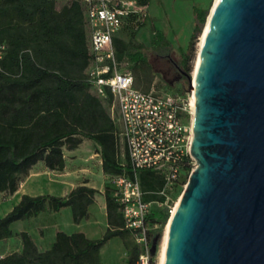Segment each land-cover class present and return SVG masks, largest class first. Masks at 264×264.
Wrapping results in <instances>:
<instances>
[{
	"label": "trees",
	"instance_id": "16d2710c",
	"mask_svg": "<svg viewBox=\"0 0 264 264\" xmlns=\"http://www.w3.org/2000/svg\"><path fill=\"white\" fill-rule=\"evenodd\" d=\"M138 2L147 6L150 0ZM55 4L56 0H0V193L13 194L38 162L62 172L66 167L64 151L75 150L88 139L97 146L102 172L109 179L103 191L107 226L99 238H89L81 231H57L44 250L21 231L20 251L1 256L0 264H109L102 261L100 250L113 237L123 240L127 263L136 264L140 249L124 226L111 185L112 175L131 170L120 155L118 125L109 110L111 97L104 101L90 90L85 70L92 55L84 8L78 0H69L59 9ZM207 12L208 6L196 9L191 40L176 61L186 83V75L193 70L195 39L202 32ZM146 18L130 19L127 26L138 29ZM129 34V40L116 36L113 42L117 59L130 69L145 63L146 57L144 46L133 41L135 30ZM154 35L161 36L158 32ZM190 170L186 164L175 188L187 182ZM139 179L144 200L155 202L146 220L150 249L155 245L157 252L170 216V202L165 204L160 194L165 181L153 169L140 170ZM86 183L82 181L64 196L22 194L0 217V240L13 236L14 222L43 211L69 208L72 222L79 224L99 193ZM151 257L155 259L156 253Z\"/></svg>",
	"mask_w": 264,
	"mask_h": 264
},
{
	"label": "water",
	"instance_id": "95a60500",
	"mask_svg": "<svg viewBox=\"0 0 264 264\" xmlns=\"http://www.w3.org/2000/svg\"><path fill=\"white\" fill-rule=\"evenodd\" d=\"M206 26L186 75L194 167L163 264H264V0H218Z\"/></svg>",
	"mask_w": 264,
	"mask_h": 264
},
{
	"label": "built area",
	"instance_id": "2783aa9c",
	"mask_svg": "<svg viewBox=\"0 0 264 264\" xmlns=\"http://www.w3.org/2000/svg\"><path fill=\"white\" fill-rule=\"evenodd\" d=\"M78 1L84 8L89 30L92 57L85 72L90 90L104 101L111 97L109 109L118 125L120 155L131 170L112 175V195L119 205L125 228L132 232L140 249L136 264H157V257H151L150 224L146 220L155 202L144 200L139 171L153 169L160 174L165 181L160 194L165 204L172 201L171 191L177 186L185 165L189 164L192 170L194 164L190 153L193 94L143 91L135 86L127 65L117 59L114 38L130 19L147 17L146 5L138 0Z\"/></svg>",
	"mask_w": 264,
	"mask_h": 264
},
{
	"label": "rangeland",
	"instance_id": "374dc122",
	"mask_svg": "<svg viewBox=\"0 0 264 264\" xmlns=\"http://www.w3.org/2000/svg\"><path fill=\"white\" fill-rule=\"evenodd\" d=\"M68 1L56 0V9ZM213 2L214 0H150L144 25L138 29L133 26H126L118 33L117 36L129 40V33L135 30L133 41L144 46L143 53L146 62L130 68L137 88L144 89L149 86L150 89L158 92L187 91L188 84L180 77V73L176 69V61L179 59L180 51L185 50L191 40L195 26L196 9H204L208 6L207 20ZM155 32L161 36L157 38L154 35ZM200 36L201 33L195 39L193 66H195L199 50ZM169 87L171 88L169 89ZM110 114L112 115L111 111ZM113 115H115V109ZM83 142L75 152L68 154L66 150L64 151L67 166L62 172L49 170L43 163L38 162L29 170L28 175L20 181L18 189L13 194L1 192L0 217L4 216L19 201L22 194L50 193L63 195L70 185L76 186L82 181H89L92 187L99 190L94 204L89 208L88 216L77 226L71 220L70 209L64 208L57 212L43 211L31 218L16 221L11 225L13 236L0 240V257L14 251H20L22 245L19 233L21 231H26L40 250L48 248L55 233L60 230L71 233L80 229L87 233V237L91 235L92 238H99L103 234L106 228L103 191L109 179L98 167L100 156L97 146L93 142H89L88 139H84ZM183 188L184 185L171 191L172 201L169 203L171 210ZM164 233L165 228L156 252L157 262ZM128 239L133 242L130 236ZM100 256L105 263L128 264V254L123 240L119 237H113L109 240L101 248Z\"/></svg>",
	"mask_w": 264,
	"mask_h": 264
},
{
	"label": "bare ground",
	"instance_id": "6f19581e",
	"mask_svg": "<svg viewBox=\"0 0 264 264\" xmlns=\"http://www.w3.org/2000/svg\"><path fill=\"white\" fill-rule=\"evenodd\" d=\"M218 0H214L213 4H212V8L214 7V5L217 3ZM206 28L207 26L205 27L204 30H202V33H201V36H200V44H201V41L203 39V36L206 32ZM200 44H199V50H200ZM199 50H198V53H197V56H196V61H195V66H193V69L195 70V67L198 63V55H199ZM192 104H193V96H192ZM177 204V201L175 202V205ZM175 209V206H173L172 210H171V213H173ZM168 226H169V222L166 224L165 226V233H164V238H163V243H162V247H161V250H160V253H159V256H158V262L157 264H163V259H164V251H165V244H166V238H167V231H168ZM159 251V250H158Z\"/></svg>",
	"mask_w": 264,
	"mask_h": 264
},
{
	"label": "crops",
	"instance_id": "0c3cea01",
	"mask_svg": "<svg viewBox=\"0 0 264 264\" xmlns=\"http://www.w3.org/2000/svg\"><path fill=\"white\" fill-rule=\"evenodd\" d=\"M147 7H148V5H147ZM85 142V141H84ZM83 142V143H84ZM89 142H90V140H89ZM78 149V148H77ZM77 149H75V150H71V151H67V153L68 154H70L71 152H75ZM65 161H66V166H67V158H66V156H65ZM100 161V163H99V165H98V167L100 168V171L102 172V169H101V160H99ZM76 183V182H75ZM78 184H80V183H78ZM77 184V185H78ZM88 186H91L90 185V182L89 181H87V183H86ZM73 187H75V185H70L69 186V188H67V190L64 192V194L63 195H60V196H64V195H66ZM92 187V186H91ZM99 191V190H98ZM26 194V193H25ZM30 195V194H29ZM98 195V194H97ZM103 199H104V197H103ZM104 206H105V203H104ZM64 208H62V209H60V210H63ZM89 213V212H88ZM105 218H106V214H105ZM71 220H72V218H71ZM84 220V219H83ZM80 224V223H79ZM79 224H77V226H79ZM107 226V223H105V227ZM106 229V228H105ZM77 231H81V232H83L85 235L87 234L86 232H84L83 230H80V229H78ZM104 233V232H103ZM87 236V235H86ZM89 238H92V236L90 235V236H88ZM112 239V238H111ZM110 239V240H111ZM53 241V240H52ZM51 241V242H52Z\"/></svg>",
	"mask_w": 264,
	"mask_h": 264
}]
</instances>
